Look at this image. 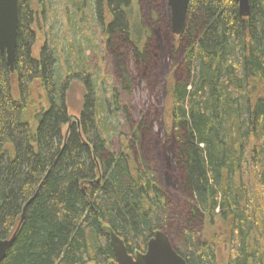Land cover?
<instances>
[{"label":"trees","instance_id":"1","mask_svg":"<svg viewBox=\"0 0 264 264\" xmlns=\"http://www.w3.org/2000/svg\"><path fill=\"white\" fill-rule=\"evenodd\" d=\"M57 1L18 0L13 71L0 51V239L16 231L25 208L1 264H107L114 257L108 231L133 252L145 251L153 232L168 228L187 264H218L209 234L228 243L226 264H264V0H250L248 16L239 14L236 0H190L177 52L170 20L150 19L144 27L130 12L131 0H94L116 71L108 98L81 46L70 44L65 74L56 35L34 56L37 16ZM160 1L147 3L157 8ZM130 54L148 80L158 70L165 74L171 60L178 64L166 86L174 145L163 157L138 152L144 120L118 150L111 147L112 120L123 110L120 90L132 82ZM71 79L84 83L79 124L69 122ZM167 176L190 199L171 211L162 185Z\"/></svg>","mask_w":264,"mask_h":264},{"label":"rangeland","instance_id":"2","mask_svg":"<svg viewBox=\"0 0 264 264\" xmlns=\"http://www.w3.org/2000/svg\"><path fill=\"white\" fill-rule=\"evenodd\" d=\"M72 0H58L52 3L50 12H47L45 16L39 14L37 16V23H35L36 29V42L33 48L34 56H38L39 49L45 39L51 40V35H56L59 43L63 44V52L59 47L60 60L59 69L65 74L67 68L64 66L63 57L68 56V48L70 44H77L85 50L87 56V64L90 65L93 70L92 79L95 81L100 89L103 90L102 95L109 97L108 84H114L116 81L115 66L112 64V56L105 48V34L102 32V28L96 21L94 0H85V5L80 7L78 1L73 0L76 6L73 7ZM130 12L140 16L142 25L148 27V22L151 19L152 22L166 21L169 25L170 9L167 0L160 1L157 8H149L147 0H131ZM152 30V29H151ZM149 30L150 36L147 38L149 42L152 38V32ZM53 35V36H54ZM168 38L175 52L179 49L178 36H172L169 32ZM160 39L157 40V43ZM52 41V40H51ZM59 44V45H61ZM125 52L128 50H124ZM180 58L181 53L177 55ZM182 58V57H181ZM179 59V62L181 60ZM169 68L162 74V69L157 71V77L153 80H148L143 77L141 71L144 68L139 69L133 59V56L127 55L126 65L128 67V73L132 78L131 85L126 89L120 90V104L123 108L121 112H116L115 123L112 120V129L115 127L116 131L111 134V147L118 150L122 140H126L130 129L140 120L147 122L148 126L139 133L138 152L146 159L151 157L162 156L163 152H167L174 144L175 133L172 132L170 126V120L166 113V86L170 78H176V70H178V64L175 60H171ZM116 85V84H115ZM120 89L119 85H116ZM84 95V83L80 79H71L67 85L66 92V104L68 112L75 116H79ZM102 97V96H101ZM120 132L118 135L117 133ZM153 140V141H152ZM158 140V141H156ZM158 142L159 147L156 146ZM154 166L156 162L150 161ZM167 166V165H166ZM166 166L162 175L166 176ZM163 188L166 192V204L167 210L173 206L177 201L186 203L189 202L187 197L177 190L175 182L171 177L167 176L162 181ZM171 213V212H170ZM264 216V213H263ZM175 216L171 218L175 222ZM197 224V223H196ZM198 227V232L201 234L205 228L204 221ZM216 229V228H214ZM168 230V237L172 242L177 240L175 232L170 228ZM178 230L175 224V231ZM211 231V230H209ZM213 231V228H212ZM218 231V229H217ZM209 234V233H208ZM208 239H212L216 249V259L218 264H226L227 256L229 255V245L222 235H210ZM259 242L263 248L264 253V235L260 236Z\"/></svg>","mask_w":264,"mask_h":264},{"label":"water","instance_id":"3","mask_svg":"<svg viewBox=\"0 0 264 264\" xmlns=\"http://www.w3.org/2000/svg\"><path fill=\"white\" fill-rule=\"evenodd\" d=\"M190 0H167L170 9V28L174 35H181L186 24V13ZM241 16L250 13V0H236ZM18 27V0H0V51L6 54V63L10 71L14 70V58L17 44ZM76 121L79 117L69 113V122ZM68 128L65 131V135ZM25 208L21 215L20 223L24 218ZM264 220V216H263ZM16 231L9 237L0 239V264L12 248ZM109 243L113 251V259L107 264H187V261L173 247L168 235L163 230H155L148 240L145 251L128 253L124 241L113 231H108ZM94 264V263H89Z\"/></svg>","mask_w":264,"mask_h":264},{"label":"flooded vegetation","instance_id":"4","mask_svg":"<svg viewBox=\"0 0 264 264\" xmlns=\"http://www.w3.org/2000/svg\"><path fill=\"white\" fill-rule=\"evenodd\" d=\"M151 238V237H150ZM149 238V239H150ZM147 245V244H146ZM135 251H139V250H135ZM135 251H133V252H128V253H130V254H133ZM141 252H143V251H141Z\"/></svg>","mask_w":264,"mask_h":264}]
</instances>
